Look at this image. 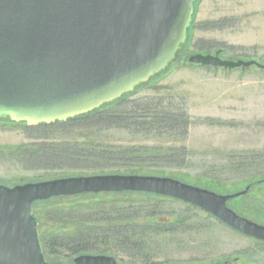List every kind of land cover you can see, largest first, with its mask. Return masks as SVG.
<instances>
[{"label": "rangeland", "instance_id": "obj_1", "mask_svg": "<svg viewBox=\"0 0 264 264\" xmlns=\"http://www.w3.org/2000/svg\"><path fill=\"white\" fill-rule=\"evenodd\" d=\"M208 22H216L218 27L199 28ZM217 49L225 60H255L264 64V0L197 1L179 60L123 105L111 109L127 113L131 123L150 121L151 117L141 109L145 104L152 113L185 114L189 122L186 136H180L178 130L104 127L91 119L34 127L0 120V182L17 185L64 178L76 172L31 169L26 154L23 156V151L18 150L60 143L135 148L142 155L165 154L177 148L187 151L186 163L181 167L157 162L118 167L141 175L162 174L194 183L211 181L222 185L264 176V70L254 66L225 70L185 64L193 54L214 55ZM253 192L250 197L233 200L230 206L264 219V185ZM112 200L105 199L106 208L141 207L146 213L154 211V220L162 223V228H158L148 223L151 221L144 214L132 220L136 229L128 232L138 239L139 249L122 244L118 238L107 245L98 242L97 247L108 250L117 264H264V243L237 233L189 204L169 198ZM67 203L34 206L42 240L59 242L60 238L84 233L82 222L75 220L96 211V200L87 199L77 207L75 220L66 218L72 219L79 229L46 221H52L49 213L64 217L58 209H69ZM51 249L53 254L45 248L50 260L71 262L73 256L68 248Z\"/></svg>", "mask_w": 264, "mask_h": 264}, {"label": "water", "instance_id": "obj_2", "mask_svg": "<svg viewBox=\"0 0 264 264\" xmlns=\"http://www.w3.org/2000/svg\"><path fill=\"white\" fill-rule=\"evenodd\" d=\"M199 0H0V120L28 127L66 122L121 99L165 71L184 49ZM189 64L233 70L264 64L193 54ZM218 194L170 177L97 174L0 184V264L48 263L33 204L84 194L137 192L196 207L264 243V225ZM74 264H116L80 255Z\"/></svg>", "mask_w": 264, "mask_h": 264}, {"label": "trees", "instance_id": "obj_3", "mask_svg": "<svg viewBox=\"0 0 264 264\" xmlns=\"http://www.w3.org/2000/svg\"><path fill=\"white\" fill-rule=\"evenodd\" d=\"M196 3L197 2H195L194 6L196 5ZM216 27H218L216 22H208L206 23V25L204 24L199 28L214 29ZM183 51L184 49L180 52V54H182ZM221 52L222 51L220 49H217L214 54L217 53L220 56ZM180 54L175 60V62L179 60ZM185 61H186L185 62L186 65H193V64H189L187 59ZM170 66L165 71H167L170 68ZM165 71L161 72L159 75L163 74ZM159 75H157L156 77H158ZM156 77H153L150 81H152ZM146 84L137 87L132 93L123 95L121 99L117 101H114L110 104H106L100 107L99 109L92 111L89 114L81 115L74 119H70L67 122L80 121L83 119L84 120L91 119L96 124H101L104 127H117L124 129L137 128L139 131L142 129L144 130L148 129L149 131L151 130L160 131L162 129L178 130L179 132L178 134L180 136H186L189 122L185 114H174L167 111H155V113H152L150 112V108H149L150 106L145 104L144 106H141L142 107L141 109L143 110L142 112L147 113L145 115H148L149 118L151 117L150 121L147 122L146 119H144L138 121V123H131L129 115L127 113L125 112L117 113L111 111L113 107L123 105L130 96L135 94L139 89L143 88V86H145ZM62 123L65 122H55L49 125L62 124ZM41 125L46 126V124H41ZM18 150L23 151V156L26 154L28 167L31 169H35V170L36 169L38 170L39 169L40 170L69 169L72 171H76L71 175L65 177L88 176V175H97V174L141 175L142 173L138 171H129L123 169L120 170L118 169V167L126 166V165L140 166L148 162H157V164H161V165L163 164L169 167H181L185 165L186 157H187V151L184 148L170 149L165 154L142 155L141 153H139L138 149L135 148H123L117 146H100V145L87 146L76 143L42 145V146H38V148L23 147ZM152 176L170 177L196 187L213 191L218 194L237 193L249 186V190L245 195L231 199L230 201H228L227 206L231 208L233 211H235L238 215L247 218L249 220H252L253 222H256L258 224L264 225L263 218H257L253 214L241 211L238 207L232 208L230 206V203L233 200L239 201L241 199L252 196L254 194L253 191L257 187L264 185V176L254 177L240 184H226V185L213 183L211 181H202L201 183H194V182H189L183 178L166 176L162 174H154ZM48 180H52V179H48ZM40 181H45V180H40ZM40 181H32V182H40ZM121 197L122 198L147 197V198H155L161 200L162 198L168 199L166 197L153 195V194L122 192V193L84 194L74 197L51 198L46 201L35 202L33 204V212H34V206L36 204L68 202L67 205L69 206L68 207L69 209L67 208L58 209V211L59 210L63 211L62 214L65 218L61 216L56 217L55 216L56 212H55V213H49V217H51L52 221L48 219H46V221L55 224H61L63 226L71 225L72 228L77 227L78 229L79 226L73 223L74 221H72V219L75 220V218H77L74 216V213L77 212L76 210H78L77 207L83 205V202H85V200L87 199L96 200L97 202L95 207L96 211L94 212L91 211L90 215L89 214L87 216L83 215L81 217H78V220H75L76 222H80V223L82 222L83 225L82 230L84 232L83 234L79 232L77 233V235H75L72 238H68V239L60 238L59 242H57V239H50L49 241H47L46 238H43L45 246L47 247V249L49 248V252L53 254L54 252L52 251L51 248L57 246V247L68 248L70 250V254L73 257L80 255H108L109 254L108 250L98 248L97 243L102 242L104 245H107L109 244L108 241H111V239L113 238H118L119 240L122 241L121 242L122 244H129L128 246L135 245V247L139 249L140 245L137 242L138 239L134 236V233L130 234L128 232L129 229H132V231L136 229L135 226L137 224L132 223L133 222L132 220L144 214L143 216H146V218L151 221V222L147 221L148 223H151L158 228H162V223L154 220L157 215L154 211H149L146 213L144 211L145 209L141 207L130 206L129 209L132 208V210H127V209L115 210L116 207L113 206H110V208H106V205L104 204L106 198L113 199L112 201H114L115 198H121ZM66 210L68 211L66 212ZM68 216L72 217V219H66ZM90 228L91 231L89 230Z\"/></svg>", "mask_w": 264, "mask_h": 264}, {"label": "flooded vegetation", "instance_id": "obj_4", "mask_svg": "<svg viewBox=\"0 0 264 264\" xmlns=\"http://www.w3.org/2000/svg\"><path fill=\"white\" fill-rule=\"evenodd\" d=\"M0 184H3V185L8 186V187H13V186L16 185V184L9 185V184H7V183H1V182H0ZM33 214L36 216V214H35L34 212H33ZM36 217H37V216H36ZM37 221H38V225H37L38 238H39V241H40L42 254H43L45 260H46L48 263L74 264V263H73V260H74V258L77 257V256L73 257L72 260H71V262H57V261L50 260V259L47 257V255H46V251H45L46 246L43 245V240H42V238H41V236H40L41 234H40V232H39V220H38V218H37ZM116 264H117V263H116Z\"/></svg>", "mask_w": 264, "mask_h": 264}]
</instances>
